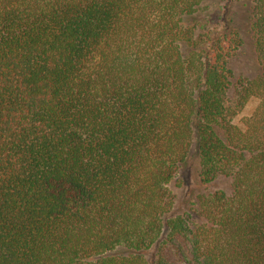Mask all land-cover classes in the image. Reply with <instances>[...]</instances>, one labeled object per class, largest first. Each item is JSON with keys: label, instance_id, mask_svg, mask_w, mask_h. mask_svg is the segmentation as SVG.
<instances>
[{"label": "trees", "instance_id": "1", "mask_svg": "<svg viewBox=\"0 0 264 264\" xmlns=\"http://www.w3.org/2000/svg\"><path fill=\"white\" fill-rule=\"evenodd\" d=\"M205 1L0 0V264H264V0L233 100ZM195 143L229 186L175 214Z\"/></svg>", "mask_w": 264, "mask_h": 264}, {"label": "rangeland", "instance_id": "2", "mask_svg": "<svg viewBox=\"0 0 264 264\" xmlns=\"http://www.w3.org/2000/svg\"><path fill=\"white\" fill-rule=\"evenodd\" d=\"M251 0H206L195 20L204 22L206 19L217 13L220 20L216 27L212 26L214 32L228 31L232 28L240 30L243 39L242 46L237 50L229 62V68L233 72L232 87L229 91V98L236 97L235 91L240 87V81L252 80L261 73V65L257 60L254 49V38L250 30V8ZM259 101L252 99L248 102L241 113L235 118L234 123L244 128ZM196 143L192 147L191 157L181 176L176 180L171 189L175 194V214L182 213L200 194L215 192L219 189H228L227 180H218L210 185H202L198 178V159ZM155 250L147 253L149 260L154 259Z\"/></svg>", "mask_w": 264, "mask_h": 264}]
</instances>
